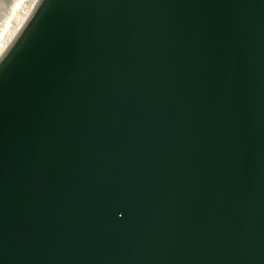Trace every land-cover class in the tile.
I'll list each match as a JSON object with an SVG mask.
<instances>
[{
  "label": "water",
  "instance_id": "95a60500",
  "mask_svg": "<svg viewBox=\"0 0 264 264\" xmlns=\"http://www.w3.org/2000/svg\"><path fill=\"white\" fill-rule=\"evenodd\" d=\"M0 264H264V0H26Z\"/></svg>",
  "mask_w": 264,
  "mask_h": 264
},
{
  "label": "bare ground",
  "instance_id": "6f19581e",
  "mask_svg": "<svg viewBox=\"0 0 264 264\" xmlns=\"http://www.w3.org/2000/svg\"><path fill=\"white\" fill-rule=\"evenodd\" d=\"M25 3H26V0H16L13 6L11 7V9L9 10L8 14L2 21L0 25V43Z\"/></svg>",
  "mask_w": 264,
  "mask_h": 264
}]
</instances>
